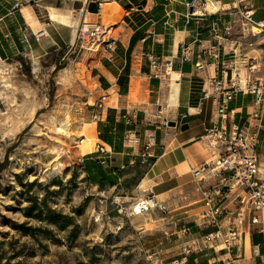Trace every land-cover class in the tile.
Returning a JSON list of instances; mask_svg holds the SVG:
<instances>
[{"label": "crops", "instance_id": "1", "mask_svg": "<svg viewBox=\"0 0 264 264\" xmlns=\"http://www.w3.org/2000/svg\"><path fill=\"white\" fill-rule=\"evenodd\" d=\"M15 2L19 3L16 7ZM221 2V10L207 15L201 11L204 0H195L192 12L186 0H0V58L12 47L17 52L33 53L43 51L46 44H71L74 29L83 21L112 25L114 50L91 53L94 93L87 101L84 116L105 151L82 153L90 184L119 194L127 186L122 183L124 175L141 170L132 189L133 200L152 197L158 205L138 214L133 227L144 249L153 254L173 256L183 254L184 248L189 255L198 246L201 253L189 256L184 264H262L263 237L247 219L231 251L203 247L202 236L214 229L199 227L193 220L201 203L191 169L206 157L202 133L213 124L245 126L256 109L253 95L238 93L227 105L226 119H221L208 80L214 67L197 70L195 52L217 39L219 74L223 68L229 75L233 66L243 68L252 63L256 67L254 76L264 80L260 36L253 32L251 44H243V29L249 24L242 25L235 0ZM241 6L253 12L254 20L264 17V0H245ZM40 30L45 35L37 38ZM181 44L192 49L183 63L179 61ZM151 57L172 59L170 75L152 77ZM101 95H106L102 104L96 101ZM133 108L139 112L127 123L123 114ZM98 112L99 118L94 119ZM163 119L168 127L160 125ZM184 124L187 128L182 129ZM129 131L137 132L139 144L131 146L124 138ZM259 140V176L263 178L264 117ZM147 141L152 147L149 156L144 157Z\"/></svg>", "mask_w": 264, "mask_h": 264}, {"label": "rangeland", "instance_id": "2", "mask_svg": "<svg viewBox=\"0 0 264 264\" xmlns=\"http://www.w3.org/2000/svg\"><path fill=\"white\" fill-rule=\"evenodd\" d=\"M9 50L0 58V264H181L198 256V246L173 256L144 249L132 214L140 169L124 175L119 194L87 179L78 141L95 51L76 36L43 51Z\"/></svg>", "mask_w": 264, "mask_h": 264}, {"label": "built area", "instance_id": "3", "mask_svg": "<svg viewBox=\"0 0 264 264\" xmlns=\"http://www.w3.org/2000/svg\"><path fill=\"white\" fill-rule=\"evenodd\" d=\"M245 0H235L236 11L242 25H251L255 29V36L259 35L264 52V17L261 20L253 19V12L243 8L241 4ZM19 3L15 2L14 7ZM230 29H226L229 35ZM45 35L44 30L37 33V38ZM76 39L81 48L94 51L114 50V29L110 24L101 22H81L76 30ZM219 41L215 39L206 47L198 49L194 56V66L197 70L206 67H214V74L208 79L211 87V95L218 105V114L221 119H226L228 103L238 94L253 95L255 111L252 120L245 126L232 124L230 127L213 124L206 127L201 135L204 142L205 160L191 169L196 190L200 193V209L193 216L194 222L199 227H212L214 230L202 236L203 247H213L216 251H231L235 242L241 238L244 230L243 222L247 219L255 232L262 235L261 247L264 264V177L259 176L261 169L258 164L257 147L259 133L264 117V80L254 76L256 67L252 63L247 66H233L231 73L226 75V69L218 71L220 64ZM180 63L188 60L192 49L186 44L180 46ZM151 76L162 78L172 72L173 60L151 57ZM106 95H101L96 101L102 104ZM101 107V106H99ZM139 110H126L123 114L127 123L136 118ZM100 112L95 113L94 119H98ZM163 127H168V122L163 119L160 122ZM124 138L131 146L139 144L136 131L125 133ZM152 142L147 141L143 145V156L148 157ZM96 152H104L99 143L95 146ZM107 152V151H106ZM106 163V159L102 160ZM103 202L106 200L102 199ZM114 203H118L115 198ZM150 201L152 203H150ZM158 204L152 197L139 199L132 207V212L142 214ZM123 209V208H122ZM124 210V209H123ZM133 214V213H132ZM184 232L186 230H183ZM189 251L182 250L183 254ZM258 254V251L255 250ZM186 258H180V263H185ZM178 259L175 260V263ZM210 264L213 262L210 261Z\"/></svg>", "mask_w": 264, "mask_h": 264}, {"label": "bare ground", "instance_id": "4", "mask_svg": "<svg viewBox=\"0 0 264 264\" xmlns=\"http://www.w3.org/2000/svg\"><path fill=\"white\" fill-rule=\"evenodd\" d=\"M221 8H222L221 0H204V5H203L201 11L207 15H214L219 10H221ZM75 18H76L75 24H77L78 20H79V14H77ZM75 28H76V26H75ZM252 28L253 27L251 25H249V27L247 26V28L245 29V31H244L245 36H244L243 44H251L252 35L254 32ZM75 32H76V29H74L73 39L75 36ZM90 126H91V128H90ZM95 140H97V138L94 136L93 125L84 123V130L82 133V138L78 141V147H79V150L81 151V153H86L87 151L93 150L96 146V145L93 146ZM150 203H152V202L150 201ZM132 213H133V215H138V214H136L135 211H133ZM142 228H143L142 226L138 227L139 230H141Z\"/></svg>", "mask_w": 264, "mask_h": 264}, {"label": "water", "instance_id": "5", "mask_svg": "<svg viewBox=\"0 0 264 264\" xmlns=\"http://www.w3.org/2000/svg\"><path fill=\"white\" fill-rule=\"evenodd\" d=\"M194 1H195V0H186L187 4L189 5V11H190V12H192L193 9H194ZM170 125L175 126V122H171ZM181 128H182V129H185V128H187V125L184 124V125L181 126Z\"/></svg>", "mask_w": 264, "mask_h": 264}, {"label": "trees", "instance_id": "6", "mask_svg": "<svg viewBox=\"0 0 264 264\" xmlns=\"http://www.w3.org/2000/svg\"><path fill=\"white\" fill-rule=\"evenodd\" d=\"M86 177H87L88 180L92 181L91 177L89 175H86ZM25 213H26L27 216H30V208H28Z\"/></svg>", "mask_w": 264, "mask_h": 264}]
</instances>
